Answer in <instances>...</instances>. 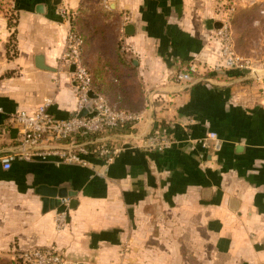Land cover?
<instances>
[{
  "label": "crops",
  "instance_id": "crops-1",
  "mask_svg": "<svg viewBox=\"0 0 264 264\" xmlns=\"http://www.w3.org/2000/svg\"><path fill=\"white\" fill-rule=\"evenodd\" d=\"M59 1L0 0V157L16 148L10 114L45 100L55 118L75 112L58 67L70 26L95 91L138 119L101 137L119 149L109 162L14 152L8 170L0 163V256L53 247L80 264H264V77L242 73L264 67L217 69L228 0ZM250 11L238 7L233 28ZM189 64L191 81L178 82ZM154 131L175 144L145 150ZM210 132L217 152L197 143ZM61 188L77 205L57 229L58 206L43 199Z\"/></svg>",
  "mask_w": 264,
  "mask_h": 264
},
{
  "label": "built area",
  "instance_id": "built-area-1",
  "mask_svg": "<svg viewBox=\"0 0 264 264\" xmlns=\"http://www.w3.org/2000/svg\"><path fill=\"white\" fill-rule=\"evenodd\" d=\"M223 7L220 28L215 31L214 38L220 45L222 65L217 69H242L233 50L232 17L238 7L264 8V0H228ZM59 14L63 18L71 20L76 14H71L65 9H60ZM264 14V10H261ZM84 40L76 28L70 26L67 32L64 50L58 58V67L69 71L77 99L76 110L66 119L55 118L48 111L50 100L39 105L33 112H15L8 116V121L19 127L16 139V147L23 149L39 146H68V150L41 149L33 151L36 157L44 159L47 156H57L66 163L84 165L82 156L92 155L109 162L119 152L107 141H101L111 133L122 132L126 123H134L137 117L130 114L115 111L106 98L98 94L93 88V79L85 64L83 57ZM73 67V71L70 68ZM195 73L193 64L176 74L178 82L189 83L192 74ZM93 92L95 98H89V92ZM90 103V111L84 117L78 114ZM142 147L148 151L161 152L175 144L173 135H167L154 131L142 139ZM202 148H210L213 152L220 149V141L215 133H208L206 137L197 142ZM25 154L27 152H21ZM19 153V154H21ZM16 154L8 153L0 157V163L4 170L10 168ZM58 215L55 219L56 228L60 229L69 211V199L59 200ZM14 264H80L67 260L64 255L53 247L28 251H13L7 256Z\"/></svg>",
  "mask_w": 264,
  "mask_h": 264
},
{
  "label": "rangeland",
  "instance_id": "rangeland-1",
  "mask_svg": "<svg viewBox=\"0 0 264 264\" xmlns=\"http://www.w3.org/2000/svg\"><path fill=\"white\" fill-rule=\"evenodd\" d=\"M245 17L232 22L233 50L243 67L257 69L264 67V8L253 7ZM233 18V17H232ZM8 260L7 256H0Z\"/></svg>",
  "mask_w": 264,
  "mask_h": 264
},
{
  "label": "water",
  "instance_id": "water-1",
  "mask_svg": "<svg viewBox=\"0 0 264 264\" xmlns=\"http://www.w3.org/2000/svg\"><path fill=\"white\" fill-rule=\"evenodd\" d=\"M59 3H60L59 0H53L54 5H58ZM219 28H220V24H216V29H219ZM129 29L130 27L126 28V30H129ZM36 61H37V67L41 69H45V67L42 65V58H37ZM70 71H73V67L70 68ZM242 73L245 75L251 74L252 77L256 79L264 77V70H257V71L252 72L251 70L243 69ZM89 98L90 99L95 98V95L91 91L89 92ZM90 109H91L90 103H88L85 106V108L79 112L78 117H84L87 114V112L90 111ZM41 149L68 150L70 149V147L68 146H39V147H31V148H26V149H23L21 147H16L14 148V150L11 151V153L13 152H17V153L33 152V151L41 150ZM75 195H76L75 192H70L64 188H61L59 190H56V192L52 193L51 195L44 196L43 203L44 205L49 204L50 208L53 209L54 207L58 206L60 199L68 198L69 199V209H74L77 205V202L74 199Z\"/></svg>",
  "mask_w": 264,
  "mask_h": 264
},
{
  "label": "trees",
  "instance_id": "trees-1",
  "mask_svg": "<svg viewBox=\"0 0 264 264\" xmlns=\"http://www.w3.org/2000/svg\"><path fill=\"white\" fill-rule=\"evenodd\" d=\"M0 264H14V263L12 261H10L9 259L8 260H4V259L0 258Z\"/></svg>",
  "mask_w": 264,
  "mask_h": 264
}]
</instances>
